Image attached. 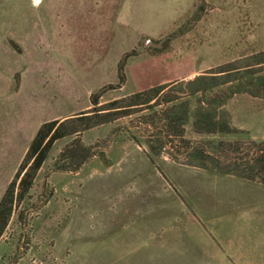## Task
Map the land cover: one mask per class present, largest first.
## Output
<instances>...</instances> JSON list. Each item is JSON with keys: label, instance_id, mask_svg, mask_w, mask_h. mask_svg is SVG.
Listing matches in <instances>:
<instances>
[{"label": "rangeland", "instance_id": "1", "mask_svg": "<svg viewBox=\"0 0 264 264\" xmlns=\"http://www.w3.org/2000/svg\"><path fill=\"white\" fill-rule=\"evenodd\" d=\"M34 1L0 0V199L39 126L93 94L102 104L167 83L189 105L193 143L264 141V0ZM216 39L235 48L216 56ZM197 75L219 85L186 95ZM214 94L237 132H193L197 99ZM149 112L82 132L92 156L76 171L53 168L74 136L53 143L14 204L0 264H264V185L151 156L135 127Z\"/></svg>", "mask_w": 264, "mask_h": 264}, {"label": "trees", "instance_id": "2", "mask_svg": "<svg viewBox=\"0 0 264 264\" xmlns=\"http://www.w3.org/2000/svg\"><path fill=\"white\" fill-rule=\"evenodd\" d=\"M182 32L183 30L179 29L169 35L168 40L181 35ZM259 55L261 58L255 62L256 64L264 63V51ZM123 68L122 60L118 66L119 81L115 88L121 87L125 82ZM257 79L259 78H253V80ZM208 80L204 75H197L186 81V85L190 86L186 95H194L198 92L203 95L219 85L218 82ZM261 81L264 83V78ZM252 82L249 81L247 84L250 85ZM166 86L167 83L151 86L102 104L98 98L99 94H93L90 96L89 109L63 120L52 119L42 123L0 199V237L8 224L14 204L28 196L36 173L56 140L74 136L58 154L53 164L54 170L76 171L92 156L89 148L80 139L82 132L144 109L150 112L139 116L135 127L143 128L145 132L143 143L148 147L151 156H158L167 149L168 155L174 160L178 161V156L181 155L185 164L202 167L220 175H234L264 185V141L249 140L245 143L238 140H220L208 146L193 143L184 137L183 129L190 116L189 105L186 101L179 102L178 97L165 94L163 90ZM244 91L253 96L260 95L255 91L247 89ZM226 99L218 94L211 95L206 100L197 99L191 114L194 133L213 135L238 131L223 114ZM157 106L160 108L156 109ZM132 137L140 141L137 137Z\"/></svg>", "mask_w": 264, "mask_h": 264}, {"label": "crops", "instance_id": "3", "mask_svg": "<svg viewBox=\"0 0 264 264\" xmlns=\"http://www.w3.org/2000/svg\"><path fill=\"white\" fill-rule=\"evenodd\" d=\"M232 4H230V6H231ZM215 43H216V47H215V51H216V53H214V55H216V56H219V55H224V53H222L221 51L222 50H224V48H226V47H228L229 49H233V48H235V47H233L234 45L233 44H230V45H226V44H223V41H221V45L220 44H218V40L216 39V41H215ZM229 44V43H228ZM224 45V46H223ZM218 52V53H217ZM232 55V54H231Z\"/></svg>", "mask_w": 264, "mask_h": 264}, {"label": "water", "instance_id": "4", "mask_svg": "<svg viewBox=\"0 0 264 264\" xmlns=\"http://www.w3.org/2000/svg\"><path fill=\"white\" fill-rule=\"evenodd\" d=\"M148 44H150V45H155V44H153V43H151V42H148ZM157 45V44H156Z\"/></svg>", "mask_w": 264, "mask_h": 264}, {"label": "bare ground", "instance_id": "5", "mask_svg": "<svg viewBox=\"0 0 264 264\" xmlns=\"http://www.w3.org/2000/svg\"><path fill=\"white\" fill-rule=\"evenodd\" d=\"M38 0H35L34 3H36Z\"/></svg>", "mask_w": 264, "mask_h": 264}]
</instances>
